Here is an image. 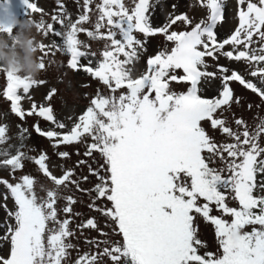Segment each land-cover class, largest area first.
<instances>
[{"label":"snow or ice","instance_id":"6c2138e0","mask_svg":"<svg viewBox=\"0 0 264 264\" xmlns=\"http://www.w3.org/2000/svg\"><path fill=\"white\" fill-rule=\"evenodd\" d=\"M236 2L238 24L224 39L218 29L227 21L225 0H197L206 16L195 23L182 13L154 26L151 12L160 0H83L75 21L61 5L60 13L51 16L53 23L41 18L35 24L45 37L56 38L39 43L42 70L44 56L56 49L69 56L68 68L88 74L105 91L97 89L82 113L65 117L68 123L50 103L33 101L23 108L25 98L32 100L30 90L46 85L45 80L3 71L6 87L0 91L21 121L36 115L49 123L47 130L39 123L33 128L51 142L60 160L70 158L61 146L83 144L84 157L95 161L99 154L103 163L93 167L89 159H80L64 168L45 151L31 156L34 149L25 143L29 130L18 125L19 143L13 145L9 125H0V169L11 175V180L0 178V185L7 189L3 200L14 202L11 210L7 203L0 205L11 221L0 235L10 245L7 255L0 254V264H264V118L253 129L232 112L234 104H241L233 83L264 103V0ZM23 3L33 13L43 12L30 0ZM0 14L14 16L11 0H0ZM178 23L185 30H174ZM13 26L0 23V32L11 35ZM157 34L173 46L149 57L140 72L147 40ZM100 41L103 48L92 50L91 43ZM221 56L243 67L221 65ZM208 79L222 85L212 98L200 94ZM173 82L187 84V90L174 91ZM56 93L51 88L45 100ZM205 123L224 141L210 135ZM28 161L48 183L27 173L16 176ZM77 167H87L88 174L77 176ZM90 176L94 186L81 188ZM70 186L89 196L88 208L111 230L104 231L97 217L77 224L81 235L95 230L101 238L85 239L96 251L78 252L74 261L76 231L70 226L81 214L73 211L77 198L65 195ZM198 218L214 226L217 252L201 251L207 245L199 238ZM112 234L120 239L112 240Z\"/></svg>","mask_w":264,"mask_h":264},{"label":"rangeland","instance_id":"374dc122","mask_svg":"<svg viewBox=\"0 0 264 264\" xmlns=\"http://www.w3.org/2000/svg\"><path fill=\"white\" fill-rule=\"evenodd\" d=\"M30 2L36 3L40 9H43V12L33 13L31 10H27L23 0H11L12 12L14 16L9 17L7 15L0 14V23L5 25L13 24L12 21L15 18L20 20L31 19L35 22V24L38 23L41 18H43L45 23H53L51 16L60 13L61 5H63V8L67 10L73 21L78 19V16L83 12V0H30ZM96 2H99V0H96ZM173 5H175V7H173ZM225 11L227 21L222 27L218 29L219 39L226 38L238 24L236 0H225ZM182 13H187L190 17H192L194 23L199 22V20L205 18L206 16V12L197 6V0H160V3L156 4L155 9L151 12V20L154 26H162L166 23L169 14L179 15ZM94 19L95 17H93V20ZM54 27L59 28L60 26L54 24ZM85 27H87V25H85ZM173 28L176 31H182L185 30L186 26L178 23L177 25H174ZM15 31L16 26H13L12 33ZM33 31L34 34L37 35L38 40L45 45L51 44L53 40L56 39L51 34L45 37L41 31L37 30V28H34ZM79 38L81 40L88 39L85 34H80ZM140 38L142 40L144 39L143 36H140ZM172 46V43L166 41L163 35L157 34L148 38L146 43V51L142 54V58L137 65L139 71L143 72L145 70L146 61L149 57L154 56L158 51L165 48L170 49ZM91 47L92 50L99 52V50L103 48V42H92ZM11 50L14 55L17 52H19L21 57L24 55L22 49L17 48L15 43L11 45ZM52 52L55 54L53 55L50 52L47 56H44L46 68L42 70L39 76L36 78L37 80H45L47 82L46 85L34 86L33 89L30 90V96L32 97V100L25 98L22 101V106L25 110H27L30 108L33 101L36 102L37 105L41 103H50L54 108L55 114L61 120H64L65 123H68V121L65 120L66 116L82 113L86 106L89 105L90 99L95 95L97 89H101V91H105V89L96 79L91 78L83 71H73L68 68V55L56 49H53ZM39 56H43L41 51ZM208 63L212 65L215 62L209 59ZM218 63L232 69H239L243 67V65L231 62L223 56L220 57ZM61 65H63V67H61ZM215 70L216 69L214 67L209 68V71ZM85 85L87 86L85 87ZM4 87H6V74L0 72V89ZM171 87L174 91L180 93L185 92L188 85L184 83L173 82ZM51 88H55L57 93L49 102L45 100V95L50 91ZM200 88V94L203 97L212 98L218 95L222 85L218 79H208L200 86ZM232 88L234 89L235 96L241 97V104H234L232 107V112L236 117H242L248 123V125L254 129L259 120L264 118V103L261 102L257 95L253 94L250 90H246L238 83H233ZM248 104H252L253 108L248 109ZM257 105H259V107H256ZM5 123L10 127L9 135L12 137V139L9 141V143L13 145L19 143L17 139L18 125L22 124L23 127L29 130L30 138H28L25 143L28 148L34 149V151L29 152V155L31 156H39L41 151H45L54 164L61 165L64 168L74 167L76 162L80 159H89L83 156L85 145L74 144L60 147V151H68L70 153L69 159L60 160L55 155L56 150L51 146V142L47 138L37 134L33 128L34 124L39 123L42 129L47 130L50 127L49 123L45 122L42 118L36 115L27 117L24 121H21L15 114L11 113L10 102L7 101V99L3 96L2 91H0V125ZM204 127L210 135L215 137L217 141H224L225 137L219 131L213 130L207 123L204 124ZM233 127H235V125H233ZM24 150L27 151V148ZM77 152L80 153L79 156L77 155ZM89 163H92L93 167H96L98 164L103 163V161L99 154H96L95 161L89 159ZM215 166L219 165L217 164ZM60 171V168L55 169L57 175H60ZM75 171L77 176L88 174L87 167H77ZM25 173L33 175L39 179L41 183H48V181L38 172L37 166L31 161L26 162L23 173L17 172L16 176H20ZM0 178L11 180V175L9 171L0 169ZM95 183V178L90 176L88 182L81 183V188L91 189ZM6 193L7 189L5 186L0 185V205L7 203L8 209L11 210L13 208L14 202L11 198H9L7 201L3 200V196ZM40 194L43 195V193ZM65 195H74L77 198L78 202L73 206V211L74 213L78 212L81 214L80 216L73 217V223L70 226L76 231V236L72 238V243L77 245V249L72 250L71 254L72 261H74L77 258L78 252L83 254L85 251H96L94 247L85 244V239L101 238L95 230L85 229L83 235H81L80 230L76 229L77 224L86 221L89 217H97L100 221V226L104 229V231L110 232L111 230L105 227L106 221L104 218L99 216V213H96L88 208L87 205L90 203V198L87 194L81 193L74 187L70 186L69 190L65 192ZM64 204L65 201H60L61 208L64 206ZM232 206H237V204L232 202ZM60 216L61 219L64 218L63 212L60 213ZM9 222L11 221H9L7 217L6 210L3 207H0V235L4 233V230L6 229V226ZM197 224L199 227V238L207 245V248L201 249V251L217 252L219 246L215 236L214 226L211 225V223L205 222L202 218L197 219ZM110 238L114 241L120 239L119 236L114 234H112ZM9 249L10 245L7 241H0V254L7 255L9 253Z\"/></svg>","mask_w":264,"mask_h":264},{"label":"clouds","instance_id":"9594fccd","mask_svg":"<svg viewBox=\"0 0 264 264\" xmlns=\"http://www.w3.org/2000/svg\"><path fill=\"white\" fill-rule=\"evenodd\" d=\"M13 25L16 31L8 35L0 32V72L7 71L23 77L36 79L41 73L40 66V41L33 29L36 28L35 22L31 19H14ZM22 49L24 55L21 57L19 52L15 55L11 50V45Z\"/></svg>","mask_w":264,"mask_h":264}]
</instances>
